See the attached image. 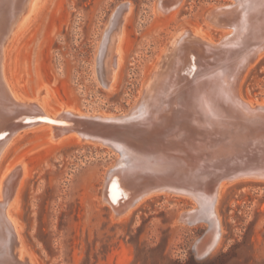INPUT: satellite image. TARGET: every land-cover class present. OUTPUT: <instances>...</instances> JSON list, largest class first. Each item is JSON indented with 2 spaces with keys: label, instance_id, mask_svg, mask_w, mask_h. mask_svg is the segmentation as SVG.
Here are the masks:
<instances>
[{
  "label": "rangeland",
  "instance_id": "1",
  "mask_svg": "<svg viewBox=\"0 0 264 264\" xmlns=\"http://www.w3.org/2000/svg\"><path fill=\"white\" fill-rule=\"evenodd\" d=\"M119 1L40 0V13L6 46L5 74L13 89L30 99L37 87H46L52 92L45 104L50 111L63 102L86 113L124 114L176 20L199 23L201 35L217 43L220 28L207 26L203 12L232 0H184L176 19L169 20L155 13V0H128L127 50L108 91L97 72L96 49ZM257 56L238 82L241 97L252 104L264 103V51ZM47 130L43 124L23 126L0 157V176L18 160L31 171L18 209L22 248L33 264H264V179L220 186V243L201 257L194 244L207 225L186 228L177 219L195 206L191 197L159 193L125 217L112 218L110 206L98 197L116 152L73 132L50 140Z\"/></svg>",
  "mask_w": 264,
  "mask_h": 264
},
{
  "label": "bare ground",
  "instance_id": "2",
  "mask_svg": "<svg viewBox=\"0 0 264 264\" xmlns=\"http://www.w3.org/2000/svg\"><path fill=\"white\" fill-rule=\"evenodd\" d=\"M183 1L155 0V13L176 19ZM39 3L0 0V157L20 128L5 136L7 131L35 124L48 127L50 140H61L65 133L73 132L80 140L106 146L117 156L103 172L98 199L110 206L112 218L125 217L142 201L159 193L189 196L195 206L181 211L177 219L186 228L206 224L207 230L194 244V250L201 257L211 253L223 231L216 207L220 186L237 179H264V146L258 156H237L245 144L264 139V103L253 105L238 91L242 73L264 51V0H232L206 8V25L220 28L218 43L201 35L199 23L177 19L146 73L138 97L122 115L86 113L63 102L50 111L45 104L52 92L46 87H37L30 99L13 89L5 74L6 46L30 23L36 11L40 13ZM131 5L128 0L119 1L108 14L97 45V72L108 91L115 86L127 50L126 15ZM192 76L195 82L183 91L182 81L189 83ZM10 119H16L15 123L3 129ZM71 120V125L60 124ZM192 121L203 126L199 128L201 133L218 134L210 140L214 147L208 153L217 159L200 160L206 142L193 154L190 146H179L186 141L177 144L173 140L174 135L186 138ZM97 127H111L113 131L97 132ZM160 132L163 135L157 136ZM172 148H180L181 154L166 151ZM227 159L234 163L222 166ZM30 174L25 163L18 160L0 176L1 264H33L22 248L18 209L21 186Z\"/></svg>",
  "mask_w": 264,
  "mask_h": 264
},
{
  "label": "water",
  "instance_id": "3",
  "mask_svg": "<svg viewBox=\"0 0 264 264\" xmlns=\"http://www.w3.org/2000/svg\"><path fill=\"white\" fill-rule=\"evenodd\" d=\"M194 71H195V69L192 70L191 73L194 74ZM194 82L195 81L193 79V76L190 77L189 83H187L185 80L182 81L183 91L185 89H187L190 85H192ZM253 105H256V104H253ZM120 115H122V114H120ZM15 120L16 119H10V120H8L7 123H6V125H5V127L3 129H6V128L10 127L12 124L15 123ZM56 124H58V123H56ZM60 124H63V125H71V124H73V121L71 120L68 123H65L64 122V123H60ZM198 125L199 124H197L195 121L194 122L192 121L190 123V126H191L190 128L191 129L189 130V132L187 131L188 132L187 137L185 138L183 135H180V136L174 135L172 137L173 140L176 143L177 142L179 143V141H186L185 143L180 142L179 143V146L180 147H187V148L190 146L189 147L190 152L193 153V154L198 153L199 152L198 147H200V144L202 146V144L204 142H206V145L203 144L204 145V148L202 149V152L199 153L200 154V158H201L200 160L201 161H204V162L205 161L209 162L211 159H213V160L214 159H217L215 157L210 156L208 153L214 147V145H212L214 143L213 142H210V140H214L216 137H218V134L217 133H213V132H210V133L205 132V134H203L199 130V128H203V126H198ZM21 127H17V128H14V129H11V130L7 131L6 134H5V136H8L11 132H14L15 130H17V129L21 128ZM110 128L109 127H100V128L97 127V132H99V131H105V130L108 131V129L111 130V131H113L112 130L113 128L112 129H110ZM158 135L161 136L163 134L160 132V133L157 134V136ZM263 146H264V139L257 140V141L256 140L255 141H251V142L245 144L243 147L240 148L241 149L240 153L237 154V156H239L238 159H246V157L249 156V155H251V154H256V156H258L259 155V152L261 151V149H263ZM166 151L169 152V153H172V154H181L180 148H172V149H169V150H166ZM222 160H225V159H222ZM233 163H234V161H232V159L231 160H228L227 159V161H224V164L222 166H230ZM222 168L223 167H221L220 169H222ZM220 169H218V170H220ZM186 170H188L187 167H186L185 171ZM189 171L187 173H189ZM0 264H1V262H0Z\"/></svg>",
  "mask_w": 264,
  "mask_h": 264
}]
</instances>
